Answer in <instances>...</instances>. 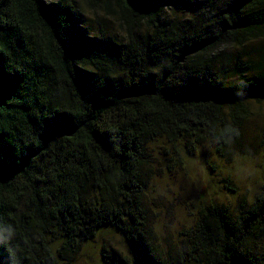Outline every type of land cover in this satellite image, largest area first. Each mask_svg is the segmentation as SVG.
<instances>
[{"label": "trees", "instance_id": "1", "mask_svg": "<svg viewBox=\"0 0 264 264\" xmlns=\"http://www.w3.org/2000/svg\"><path fill=\"white\" fill-rule=\"evenodd\" d=\"M263 39L264 0H0V264L105 227L120 264H264V188L238 215L203 209L173 261L145 205L148 144L225 155L264 104V54L237 55Z\"/></svg>", "mask_w": 264, "mask_h": 264}, {"label": "rangeland", "instance_id": "2", "mask_svg": "<svg viewBox=\"0 0 264 264\" xmlns=\"http://www.w3.org/2000/svg\"><path fill=\"white\" fill-rule=\"evenodd\" d=\"M107 22L110 31L123 40L120 26ZM263 54L264 39L238 50L237 55L256 64ZM147 152L150 162L145 175V205L149 229L159 253L173 261L186 248V233L195 227L203 209L218 206L238 215L261 194L264 104H252L238 138L230 142L225 155L209 143L186 138H157L148 144ZM127 255L129 246L123 234L105 227L80 250H62L57 242L31 264H120V259Z\"/></svg>", "mask_w": 264, "mask_h": 264}]
</instances>
